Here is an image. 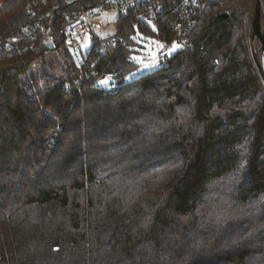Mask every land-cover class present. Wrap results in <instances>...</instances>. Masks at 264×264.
Here are the masks:
<instances>
[{
	"label": "trees",
	"instance_id": "16d2710c",
	"mask_svg": "<svg viewBox=\"0 0 264 264\" xmlns=\"http://www.w3.org/2000/svg\"><path fill=\"white\" fill-rule=\"evenodd\" d=\"M104 1L0 0V264H264L257 0H201L180 33L176 0L120 10L78 63L67 26ZM137 33L188 40L129 80Z\"/></svg>",
	"mask_w": 264,
	"mask_h": 264
},
{
	"label": "rangeland",
	"instance_id": "374dc122",
	"mask_svg": "<svg viewBox=\"0 0 264 264\" xmlns=\"http://www.w3.org/2000/svg\"><path fill=\"white\" fill-rule=\"evenodd\" d=\"M260 2L263 15L264 1L260 0ZM79 11H83V9L76 10L75 13ZM119 11L118 8L112 7L106 9L103 13L93 12L92 14L87 15L81 14L79 17L75 16V21L68 25L66 29L67 43L71 48L75 61L80 63L82 61V56L86 55L92 49L94 42L107 41L105 39L115 33V21L118 17ZM261 23L263 25L264 21L261 20ZM150 25L152 26V24ZM134 38L138 43L133 52V58L138 64V69L128 76L129 80L158 68L160 66V50L166 51L171 56L183 45L179 39H176L169 44H165L158 39L146 37L140 33H137ZM173 45H177V47L173 49ZM104 84L106 87L110 88L115 85V80L107 78L105 79Z\"/></svg>",
	"mask_w": 264,
	"mask_h": 264
},
{
	"label": "built area",
	"instance_id": "2783aa9c",
	"mask_svg": "<svg viewBox=\"0 0 264 264\" xmlns=\"http://www.w3.org/2000/svg\"><path fill=\"white\" fill-rule=\"evenodd\" d=\"M166 1L162 0H105L104 2L90 7L86 10L79 11L74 13V16L79 17L81 14H92L94 13H103L108 8H118L119 10L135 9L139 6L143 7L145 19L148 22L156 24L162 17L167 18L170 5ZM173 7V6H172ZM171 7V9H172ZM201 8V0H176L175 6L173 7L179 13V17L176 20H170L169 18L165 19V22H169L173 28L177 30L178 33L182 31V25L180 23L181 19H184L185 16L189 15L191 10L194 8ZM96 11V12H95ZM190 30V28H185ZM185 35V31L183 32ZM188 38L184 36V41L182 44L187 42ZM102 49L107 44V41H101ZM160 66H168L170 64L171 56L164 50L159 51ZM115 76V74H113Z\"/></svg>",
	"mask_w": 264,
	"mask_h": 264
},
{
	"label": "water",
	"instance_id": "95a60500",
	"mask_svg": "<svg viewBox=\"0 0 264 264\" xmlns=\"http://www.w3.org/2000/svg\"><path fill=\"white\" fill-rule=\"evenodd\" d=\"M264 18V14L262 15V6L260 0L257 1L255 7V16L253 21V32L254 35L259 39L261 43V59L255 55L257 65L260 71L261 76L264 80V23L262 25L261 19Z\"/></svg>",
	"mask_w": 264,
	"mask_h": 264
},
{
	"label": "snow or ice",
	"instance_id": "6c2138e0",
	"mask_svg": "<svg viewBox=\"0 0 264 264\" xmlns=\"http://www.w3.org/2000/svg\"><path fill=\"white\" fill-rule=\"evenodd\" d=\"M177 47V45H173V49H175ZM147 66V65H146ZM102 83H104L103 81H102Z\"/></svg>",
	"mask_w": 264,
	"mask_h": 264
}]
</instances>
